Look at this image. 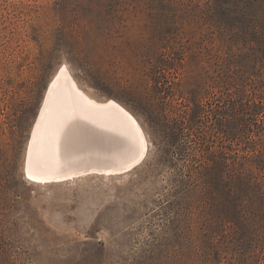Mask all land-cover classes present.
I'll use <instances>...</instances> for the list:
<instances>
[{
	"label": "rangeland",
	"instance_id": "374dc122",
	"mask_svg": "<svg viewBox=\"0 0 264 264\" xmlns=\"http://www.w3.org/2000/svg\"><path fill=\"white\" fill-rule=\"evenodd\" d=\"M64 66L139 122L127 173L24 175ZM0 264H264V0H0Z\"/></svg>",
	"mask_w": 264,
	"mask_h": 264
},
{
	"label": "bare ground",
	"instance_id": "6f19581e",
	"mask_svg": "<svg viewBox=\"0 0 264 264\" xmlns=\"http://www.w3.org/2000/svg\"><path fill=\"white\" fill-rule=\"evenodd\" d=\"M31 134L24 175L36 185L124 174L147 155L136 118L115 100L88 96L65 66L48 85Z\"/></svg>",
	"mask_w": 264,
	"mask_h": 264
},
{
	"label": "trees",
	"instance_id": "16d2710c",
	"mask_svg": "<svg viewBox=\"0 0 264 264\" xmlns=\"http://www.w3.org/2000/svg\"><path fill=\"white\" fill-rule=\"evenodd\" d=\"M228 3L230 4V2H229V1H228V2H226L225 4H228Z\"/></svg>",
	"mask_w": 264,
	"mask_h": 264
}]
</instances>
